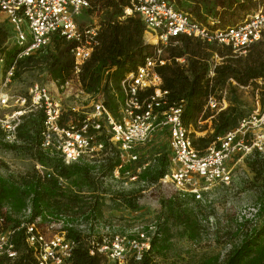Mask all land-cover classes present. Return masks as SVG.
<instances>
[{
  "label": "trees",
  "instance_id": "1",
  "mask_svg": "<svg viewBox=\"0 0 264 264\" xmlns=\"http://www.w3.org/2000/svg\"><path fill=\"white\" fill-rule=\"evenodd\" d=\"M95 1L97 4L98 0H92L91 5ZM102 1L98 3L103 4L105 18L100 25L99 44L79 76L83 90L94 96L103 95L107 107L118 116L124 102L122 80L142 65L147 57L154 55L156 48L145 43L146 24L142 15L137 11L126 12L127 8H132L131 0ZM172 1L179 9L192 13L200 20L217 18L223 26L239 23L236 20L253 13L259 3L258 0ZM4 42L6 33H0V55L5 57L7 71L15 63L19 49L17 46L3 48ZM168 45L164 51L169 62L158 66L157 71L162 76L163 89L168 91L171 103L182 98L186 100L184 123L193 127L191 136L194 146L204 153L212 143L218 144L220 137L248 117L240 91L242 87H253L261 103H264V33L263 38L249 46L245 54L235 53L231 46L186 35L174 37ZM74 46L66 37L56 35L45 48L36 51L45 52L42 60L59 87L74 75ZM34 54L17 61L15 78L20 74L18 68L32 61ZM215 54L221 57L220 62L214 60ZM178 58L185 60L181 62ZM212 65L215 68L211 76ZM212 95L218 98L225 95L227 108L219 112L207 108ZM87 117L72 109L64 112L61 123L65 125L72 118L83 123ZM45 119L43 109L23 115L16 128L17 141L13 143L5 141L6 132L0 128V144L4 148L29 155L46 168V172L42 173L34 165L22 174L0 175V228L14 230L12 240L18 251L16 258L1 256L0 264H37L35 249L27 241L26 229L20 228V218L29 208L31 212L26 222H34L38 218H41V223L63 221L62 230L75 244L72 256L65 264H118L100 253L92 254L93 240L90 241L75 225L80 218L100 219L102 210L97 194L106 192L105 179L111 177L114 169L122 163L118 149L107 143V154L99 162L83 158L76 163H67L60 155L41 148ZM197 132L206 133L199 136ZM248 161L256 172L259 166L264 167V154L255 151ZM137 169L135 161L125 164L121 172L137 174ZM165 173L163 160L148 165L138 176L152 185L160 182ZM61 179L71 181L72 185L63 187ZM117 199L130 208L137 207L132 196L118 194ZM164 208V221L182 226L193 241L202 237V216L196 208L188 205L185 197L175 195L164 201ZM261 209L264 212V204ZM247 222L237 224L240 243L233 245L226 258L222 260L219 255H214L197 264H264V216L260 225L252 227ZM167 248L166 237L159 231L152 239L150 249L141 258L130 257L125 264H157V257L162 256Z\"/></svg>",
  "mask_w": 264,
  "mask_h": 264
},
{
  "label": "built area",
  "instance_id": "2",
  "mask_svg": "<svg viewBox=\"0 0 264 264\" xmlns=\"http://www.w3.org/2000/svg\"><path fill=\"white\" fill-rule=\"evenodd\" d=\"M132 8L128 14L139 12L146 24L145 43L155 46V54L146 58L137 69L129 72L122 80L121 89L124 102L115 116L107 107L103 95L87 94L80 81L83 65L91 57L99 44L100 25H81L79 17L92 7V0H0V14L6 16L11 25L15 46L18 47L15 63L6 71V79L14 76L16 63L45 48L56 35H62L74 43V75L60 88L63 93L79 97L80 94L91 99L92 112L82 122L70 119L63 125L64 114L62 101L51 90L35 84L29 96L0 94V128L6 132L5 141H17L16 128L26 113L43 109L46 119L41 132V148L51 154H58L67 163H76L88 159L99 162L104 155L107 143L116 147L122 163L113 171V177L128 175L139 179L137 174H122L125 164L139 159L137 146L145 143L160 126L166 128L170 136V156L164 160L165 176L161 181L171 179L178 188H192L197 198H201L197 181L207 184H230L233 180L228 163L236 155H252L255 151L264 154V103L259 111L240 122L235 129L219 138V143H212L204 153L194 146L191 133L192 126L183 120L186 100H177L174 104L168 98V91L163 89V79L157 67L169 60L163 55L171 39L181 35L200 38L210 43L227 45L235 53L245 54L249 46L260 40L264 33V2L243 21L223 26L217 18L203 21L179 9L172 0H131ZM156 39L151 44V37ZM150 39V40H149ZM9 48L4 42L3 48ZM184 62V58H178ZM214 60L221 61L218 54ZM5 57L0 55V63ZM215 65L209 74L214 75ZM80 83L78 91H72L73 84ZM228 106L224 95L222 98L210 96L207 108L221 111ZM19 109L16 110V108ZM79 115L87 114L73 108ZM13 110L12 114L8 111ZM4 113V114H3ZM87 116V115H86ZM147 165V164H144ZM40 168V167H39ZM145 168V167H144ZM44 173L45 167L41 166ZM66 181L61 179V182ZM25 212L30 214L31 209ZM41 218L34 222H24L27 241L35 249L37 264H65L73 253L75 244L67 238L66 231L61 230L48 236L39 228ZM14 230L4 231L0 228V257L16 258L18 251L12 240ZM91 253H100L113 262L125 264L130 257L141 258L151 247V238L144 234L132 241L124 238H106L93 242ZM132 254V255H131Z\"/></svg>",
  "mask_w": 264,
  "mask_h": 264
},
{
  "label": "rangeland",
  "instance_id": "3",
  "mask_svg": "<svg viewBox=\"0 0 264 264\" xmlns=\"http://www.w3.org/2000/svg\"><path fill=\"white\" fill-rule=\"evenodd\" d=\"M263 1L258 0V5ZM98 2L103 1L98 0ZM98 2L95 4V1L92 9L85 10L79 17L78 21L81 25L95 23L101 25L105 18V11H103V4ZM3 15L0 14V33H6V42L9 47H13L15 41L11 25ZM249 15L236 21L241 22ZM262 38L263 35L260 40ZM151 41V44H155L156 39L152 36ZM44 54L45 52H36L32 61L25 62L18 68L19 76L16 78L13 76L10 81L6 79L5 62L0 63V94L9 92L15 96H29L30 89L38 83L49 88L52 94L62 101L64 111L76 108L80 109V113L83 111L88 116V113L92 112L91 99L83 94L76 97L63 93L52 79L45 61L42 60ZM163 55L166 56L167 53L164 51ZM79 88L80 83L75 82L72 88L73 93ZM240 91L245 103V115L257 113L262 107L257 91L253 87H242ZM12 112L13 110L8 111L9 114ZM205 133L197 132V135L201 136ZM136 152L139 155L138 168L144 164L151 165L156 161L168 160L170 156L168 130L162 126L158 127L145 143L137 146ZM250 156L236 155L229 161L228 168L232 171L233 180L228 185L207 184L198 180L196 187L200 190L201 198H197L191 191L194 187L178 188L171 179L151 185L140 179L134 180L126 174L119 179L114 178L112 174L105 179L106 192L97 194L102 210L100 219L80 218L75 225L90 241L93 240L91 243L98 241L101 237L103 239L121 237L128 242L137 238L139 234L146 235L152 241L156 233L160 231L166 237L168 248L162 256L157 257V264H197L202 259L214 255H219L223 260L233 245L240 243V236L236 232L237 224L248 220V226L260 225L264 216L261 209L264 204V167L259 166L255 172L249 165ZM34 165L41 168V164L31 156L4 148L0 144V175L22 174ZM62 184L63 187L72 185L71 181H63ZM118 194H127L135 198L137 207L130 208L120 202L117 199ZM175 195L185 197L188 205L200 212L203 234L198 241H193L182 226L171 224L162 218V212L165 209L164 201L172 199ZM28 215L29 213L26 212L21 216L20 228L23 227L22 223L26 221ZM39 227L41 231L51 236L61 231L64 223L63 221L41 223L40 220Z\"/></svg>",
  "mask_w": 264,
  "mask_h": 264
},
{
  "label": "crops",
  "instance_id": "4",
  "mask_svg": "<svg viewBox=\"0 0 264 264\" xmlns=\"http://www.w3.org/2000/svg\"><path fill=\"white\" fill-rule=\"evenodd\" d=\"M251 14H252V13H251ZM3 17L6 18L5 15H3ZM169 150H170V136H169ZM147 166H148V165H141L139 168L144 169V167H147ZM139 168H138V169H139ZM138 169H137V170H138Z\"/></svg>",
  "mask_w": 264,
  "mask_h": 264
}]
</instances>
